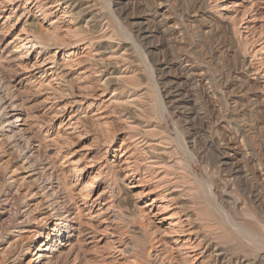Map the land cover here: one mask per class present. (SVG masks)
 <instances>
[{
  "label": "rangeland",
  "instance_id": "374dc122",
  "mask_svg": "<svg viewBox=\"0 0 264 264\" xmlns=\"http://www.w3.org/2000/svg\"><path fill=\"white\" fill-rule=\"evenodd\" d=\"M6 91L83 230L48 264L264 256V0H0ZM5 144L0 264H28L46 201Z\"/></svg>",
  "mask_w": 264,
  "mask_h": 264
},
{
  "label": "bare ground",
  "instance_id": "6f19581e",
  "mask_svg": "<svg viewBox=\"0 0 264 264\" xmlns=\"http://www.w3.org/2000/svg\"><path fill=\"white\" fill-rule=\"evenodd\" d=\"M30 33L31 35L30 34L29 36L27 35V38L31 37L30 39L32 42L31 43L32 48L34 49V47H36L37 45L38 46L41 45V48H44L42 47L43 40H40V38H38L39 34L37 32H30ZM40 52H38V54ZM5 89H8V88H5ZM8 92L6 91L5 96H0V143L2 142L6 143L5 146L10 145L8 149H12L16 153L19 152V154L17 155V161L20 163V166H19L20 168L18 169L20 170V173L18 175L19 178L16 177L17 179L15 178L16 180H13V183L17 184V181L20 180L22 184H20L21 183L20 182L19 183L20 185L18 186H22V187L28 186L30 183H32L33 185H36L39 190L37 189L38 191L36 192L35 190V192L36 193L42 192V196H43L42 198L43 200L46 201V204L44 203L45 202L44 201L43 203L45 205L41 204V207L40 206L38 207L37 205L38 207L37 210L39 211L44 210L43 218L41 217L40 219L37 220V217L32 218V216L29 215L28 218H26V221L24 220V222L15 224L12 228L18 229L16 231V233L18 234L19 233L20 234L29 233L30 235L32 234V237L35 236L36 251H33V253L30 254L32 258L30 259L28 264H48L52 259L59 256V254L61 255V253H64L63 251L65 249L70 247L69 249L71 250V247H72L71 245L75 241H77V237L80 234H82L81 231L83 230L81 229L82 226L78 224L77 219L79 218L76 214H73L74 216H73V219L71 220V214L67 210L66 208L67 206L66 207L64 206V200H62L61 196L60 195L58 196L57 192L54 191L55 184L53 183L51 179L47 177V174L45 172L46 171L45 164L40 163L38 161L37 156L34 155L35 154L34 152L37 149L35 145L33 146L32 144L28 142L29 138L25 136L24 129H22L21 127V126H26V125L25 123L24 125L21 123L23 121V117H22L20 108H18L19 104L16 103V101L14 100V97L10 95L11 92H9L10 94ZM22 143H23L24 148H22L23 147ZM37 148L39 147L37 146ZM8 173H11L14 175L15 170L13 171L11 170ZM237 174H238V171L235 173V175ZM13 175H10V176H13ZM35 194L33 193L34 196H36ZM38 202L40 205L41 203L40 200ZM75 215L77 216V218ZM36 220H37V226L34 227L33 223H35ZM24 225L28 227V230L22 231V228ZM69 232H72V233L69 234ZM255 241L257 242V240ZM30 248L31 247L29 246L27 247L26 250L23 248L22 249L25 251L24 253L28 254L30 253ZM260 248L254 245V247H252L251 250L258 251ZM242 249L243 248H241V250ZM255 254L256 253H254V255ZM242 257H243L242 264L243 263L244 264H262L264 262V256H260L259 254H256L253 257L248 256V255L242 256ZM10 260L11 262H15L14 261L15 257H12ZM229 263H231L230 260H229Z\"/></svg>",
  "mask_w": 264,
  "mask_h": 264
}]
</instances>
